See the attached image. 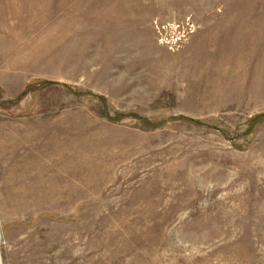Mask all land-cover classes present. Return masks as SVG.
<instances>
[{
    "label": "rangeland",
    "instance_id": "rangeland-1",
    "mask_svg": "<svg viewBox=\"0 0 264 264\" xmlns=\"http://www.w3.org/2000/svg\"><path fill=\"white\" fill-rule=\"evenodd\" d=\"M0 264H264V0H0Z\"/></svg>",
    "mask_w": 264,
    "mask_h": 264
},
{
    "label": "built area",
    "instance_id": "built-area-1",
    "mask_svg": "<svg viewBox=\"0 0 264 264\" xmlns=\"http://www.w3.org/2000/svg\"><path fill=\"white\" fill-rule=\"evenodd\" d=\"M182 37H183L182 35L181 36L176 35L175 37L170 38L171 40H170L169 44H170L172 50H173V47H175L176 43L178 41H180Z\"/></svg>",
    "mask_w": 264,
    "mask_h": 264
}]
</instances>
